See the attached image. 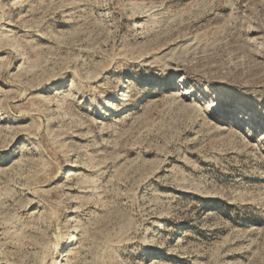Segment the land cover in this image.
I'll return each instance as SVG.
<instances>
[{
	"label": "rangeland",
	"instance_id": "obj_1",
	"mask_svg": "<svg viewBox=\"0 0 264 264\" xmlns=\"http://www.w3.org/2000/svg\"><path fill=\"white\" fill-rule=\"evenodd\" d=\"M261 128L264 0H0V264H264Z\"/></svg>",
	"mask_w": 264,
	"mask_h": 264
},
{
	"label": "snow or ice",
	"instance_id": "obj_2",
	"mask_svg": "<svg viewBox=\"0 0 264 264\" xmlns=\"http://www.w3.org/2000/svg\"><path fill=\"white\" fill-rule=\"evenodd\" d=\"M158 87H162L164 90H169L174 87H181L183 89H189L188 95L184 98L188 99L192 97L195 99V104L198 105L201 110L207 106L208 114L211 116L213 112H216L218 109L223 112L224 115L230 116L239 121L240 125L247 123L244 118V113L238 112L233 108L230 102L226 101L225 99L220 98L219 96H214L211 92H204L203 85H197L192 81H185L182 86H177L175 83V78L172 80H163L159 81L156 85ZM199 93V96L197 95ZM105 99H113V97L109 96ZM99 103L103 104L104 101L100 100ZM241 131H243V127L241 126ZM255 131V129H253ZM260 131H264V128H261ZM258 134V133H257Z\"/></svg>",
	"mask_w": 264,
	"mask_h": 264
}]
</instances>
